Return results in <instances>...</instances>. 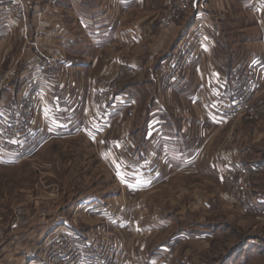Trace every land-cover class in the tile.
I'll use <instances>...</instances> for the list:
<instances>
[{
  "label": "rangeland",
  "instance_id": "obj_1",
  "mask_svg": "<svg viewBox=\"0 0 264 264\" xmlns=\"http://www.w3.org/2000/svg\"><path fill=\"white\" fill-rule=\"evenodd\" d=\"M45 1L42 5L50 7L49 12H41L42 17L39 15L37 18L30 14V20L32 23L42 20L47 32L40 34V37L35 36V40L31 41L29 45L37 43L39 53L29 57L28 64H20V69L24 66V71L31 70L34 77L39 75L44 76L47 81L56 80L62 84V89L67 87L68 91H75V102L78 105L74 114L80 127L76 128L75 136L72 134L74 130L67 127L57 131L51 126L53 118L59 117V114L48 107L42 110L38 103L37 77L29 81L25 79V82L18 84L22 94L11 97L13 105L9 109L0 106V113L10 120L11 125L4 129L0 122V216L10 222L8 229L16 234L24 232L31 224L28 230L31 231L36 223H32L30 218L35 221L36 216H45V234L39 244L42 247V253L39 254L41 264H214L218 258L220 264H224L227 263L230 252L235 249L237 254L230 261L235 260L236 264H264V253L245 257L239 254L243 245L248 244L255 235L264 239V204L260 209L245 207L242 202L244 195L238 196L239 191L242 192L247 184L253 192L252 196L260 197L256 182H263L261 185L264 186V6L261 0L254 1L252 6L254 24L260 23L262 28L258 29L255 38L259 42H252L251 49L244 47V42H237L235 49L226 47L227 42H215L216 52L221 57L236 55V78L224 80L231 84L226 85L221 80L219 83L224 86L220 87L223 92L222 101L230 99L234 102L238 109L231 112L237 113V117L241 119L235 129L236 134L231 133L232 138H229V134L226 136L224 131L221 132V149L218 150L216 158L212 156V148L214 139L217 140L218 137L214 138L213 133L209 132L204 143L205 156L200 160V167L205 170L206 175L212 178L213 175L220 174L221 181L224 182L221 187L222 205L212 203V206L201 212L206 215V231H212L213 220L220 222L221 235L215 241L191 239L192 234L187 230L194 231L195 223L180 224L179 211L189 214L195 220L197 207L182 209L170 205V202L167 207L163 202L157 208V214L166 220L160 224L161 233L157 237L150 235L152 224L149 219L140 224L125 222V231L122 230L121 233L112 230L116 226L110 223L111 215L125 214L127 219L131 214L149 217L156 212V208L150 204L158 202V198H177L179 193L161 191V195H154L152 191H140L128 185L122 190L117 184L115 175L101 158L99 143L88 140V133H85V129L88 130V86L93 88L94 102L104 107L116 96L114 93L109 95V90L112 89L110 83L116 84V91L121 79L134 81L135 78L130 76L131 73L136 75L132 72L134 67L130 65L128 69L129 63L126 67L122 66L123 68L114 65L108 69L110 71L100 81L99 86V81H93L92 84L90 82L89 85L88 58L76 55V61L71 60V66H68L65 60L72 55L67 54L66 58L62 56L71 48L66 41L71 40L72 36L88 42V13L81 14L88 10L80 3L84 0H71L69 9L67 5L70 1L62 0V13L58 10L54 13L50 11L54 6L53 0ZM173 1V6L169 2L166 7L163 2L160 13L162 27L175 23L178 14L185 12L184 7L191 10L193 5V0H188L189 3L183 4L177 11L179 13L172 16L173 10L176 11V3L180 0ZM214 1L216 3L217 0ZM218 1V8L223 9L226 0ZM21 7L25 8L23 0H15V3L12 0L6 4V8L15 13H20ZM206 45L202 42H189L183 51L180 48L175 50L169 60L154 64L153 77L163 87V91L176 77L170 76L163 82L158 77L161 75L160 69L169 65L177 53L183 52L182 56H191L200 50L209 51L210 55L212 51L207 50ZM33 47L36 48L35 45ZM75 47L78 49L79 46ZM249 51L253 60L246 65L243 60ZM180 58L182 60L184 57ZM99 65H96L97 71ZM68 76L72 79H68ZM49 82L48 85L52 88L53 83ZM71 84L73 85L70 88ZM228 86L232 87L230 92ZM233 96L235 97L232 98ZM42 117L45 121L40 124ZM59 118L63 121L68 116L60 113ZM246 122L249 124L247 131L251 130L253 134V158L249 160L244 154V142L239 138L244 135ZM230 144L235 147L229 152ZM97 199L108 200V204L119 200L122 206L117 208L116 205L106 206L105 202L92 201ZM167 220H174L176 223ZM16 221L20 224L13 228Z\"/></svg>",
  "mask_w": 264,
  "mask_h": 264
},
{
  "label": "crops",
  "instance_id": "obj_2",
  "mask_svg": "<svg viewBox=\"0 0 264 264\" xmlns=\"http://www.w3.org/2000/svg\"><path fill=\"white\" fill-rule=\"evenodd\" d=\"M10 1L12 0H0V106L4 109H9L13 105L11 97L22 91L18 84L34 77L31 70L24 71V66L20 69V64H28V58L39 53L37 43L33 44L37 49L29 44L46 30L42 20L32 23L30 14L37 18L42 15L41 12L48 13L50 9L42 5L45 0H23L25 8L21 7V12L15 13L6 8ZM69 1L67 9L72 4ZM84 1L79 2L88 9L86 13L81 12L88 13V42L77 39L76 36H72L69 41L65 40L68 47H71L69 51L72 50H66L62 54L64 58L72 55L71 58H66L67 65L71 66L73 59L76 61V55L88 58L89 85L90 82L92 84L93 81H99V86L100 81L110 71L108 69L114 65L117 68L126 67L129 63L128 69L131 65L134 67L132 72L136 74H130L135 82L120 80L117 90L113 92L116 96L104 107L94 102L93 88L88 86V130L85 129L88 140L99 143L101 158L115 175L122 190L128 185L136 187V190L152 191L154 195H161L166 191L179 193L177 198H158V202L150 204L156 208V212L149 217L131 216L132 214L128 219L125 214L111 215L110 219L107 217L116 226L112 230L121 233L122 230L125 231V222L140 224L149 219L152 224L150 235L157 237L161 233L160 224L166 221L157 214V208L163 202L167 207L170 202V205L182 209L197 207L195 220L189 214L179 211L180 224L195 223L194 231L187 230L192 234L191 239L215 241L221 235L220 222L213 220L212 231H206V215L201 212L212 206V203L220 206L221 187L224 182L221 181L220 174L213 175L212 178L206 175L205 170L200 167V160L205 156L204 143L209 132L213 133L214 138L218 137L217 140L214 139L212 148V156L216 158L221 149V132L224 131L226 136L229 134V138H232L231 133L236 134L237 123L241 121L237 113L231 112L237 111L236 104L230 99L222 101L223 92L220 87L224 86L219 83L221 80L227 85L228 82L224 80L236 78L237 58L235 54L221 57L216 52L215 42H227L225 46L234 49L237 42H244V47L250 49L252 42H259L255 38L258 29L262 28L260 23L254 24L252 6L254 1L260 0H226L223 9L218 8V0L216 3L214 0H193L191 10L184 7L185 12L178 14L175 23L163 27L160 23L163 2L164 7L170 3L173 6V0ZM53 2L54 6L50 11L54 13L58 10L62 13V0ZM56 2L58 4L55 5ZM261 2L264 6V0ZM76 12L78 14V10ZM189 42L206 43L207 50L212 52L208 55L209 51L197 50L191 54L188 70L176 76V80L170 81L163 91V87L153 77L154 64L169 60L175 50ZM75 46H79L78 49ZM248 56L245 55L243 60L246 65L253 60L250 51ZM97 64H100L98 71ZM35 77L38 78L36 87L42 110L48 107L56 110L59 117L60 113L68 116L63 121L54 117L51 126L57 131L67 127L74 130L72 134L76 136V128L80 127L74 114L78 105L75 102L76 92L68 91L67 87L62 89V84L56 80H49L53 83L50 88V82L44 76ZM68 79L72 77L68 76ZM231 88L228 86L229 92ZM43 117L40 124L45 121ZM248 126L246 122L244 135L239 138L244 142V154L249 160L253 158V134L251 130L247 131ZM234 147L235 145H228L229 152ZM256 183L257 192L264 199V186L261 185L263 182ZM92 201L105 202L106 206L116 205L117 208L122 206L119 200L111 204L104 199ZM33 219L30 218L32 223H36L32 226L33 230L28 231L30 224L24 232L13 234L14 231L8 229L10 222L0 216V264H41L39 254L42 253V247L39 244L45 234L46 219L41 215L36 216L35 221ZM174 220L167 221L175 222ZM230 253L227 263L224 264H236L235 260H230L237 254V250ZM263 253L264 239L255 235L248 244L243 245L239 254L245 257ZM214 264H220V258Z\"/></svg>",
  "mask_w": 264,
  "mask_h": 264
},
{
  "label": "built area",
  "instance_id": "obj_3",
  "mask_svg": "<svg viewBox=\"0 0 264 264\" xmlns=\"http://www.w3.org/2000/svg\"><path fill=\"white\" fill-rule=\"evenodd\" d=\"M189 2L188 0H180L176 3V11L175 9L173 10V14L172 16H175V14H177L178 9L182 7V5H187ZM185 45L180 47V51H183ZM182 53H177V55L172 59V61L169 63V65L163 66L160 69V74L158 77L163 79V82L165 81V79H168L170 76H178L181 75L183 73H185V71L189 68L190 64H191V57L189 55H185L182 56ZM184 55V54H183ZM180 57H184L182 60ZM157 77V78H158ZM112 85V86H111ZM114 85V86H113ZM115 83L111 82L110 86L112 89H110V94L112 95L113 92L115 91ZM0 122L1 125L3 126L4 129H7L8 127H10V120L7 119L4 115H2V113H0ZM242 192L239 191L238 196H241V194H243L244 196H242V202L243 205L245 207H252V208H256V209H260L262 207V205L264 204V199L261 197H253L250 191V188L248 187V185L246 184L244 188H242ZM252 196V198H251ZM20 222L16 221V223H14L12 225L13 228H17L19 226ZM88 257V254H85Z\"/></svg>",
  "mask_w": 264,
  "mask_h": 264
}]
</instances>
